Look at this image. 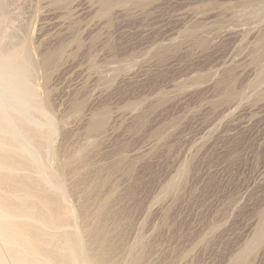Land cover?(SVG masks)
<instances>
[{
	"label": "rangeland",
	"instance_id": "rangeland-1",
	"mask_svg": "<svg viewBox=\"0 0 264 264\" xmlns=\"http://www.w3.org/2000/svg\"><path fill=\"white\" fill-rule=\"evenodd\" d=\"M5 3L0 45L27 42L53 119L42 156L68 162L85 239L105 201L109 264H264V0Z\"/></svg>",
	"mask_w": 264,
	"mask_h": 264
},
{
	"label": "bare ground",
	"instance_id": "bare-ground-1",
	"mask_svg": "<svg viewBox=\"0 0 264 264\" xmlns=\"http://www.w3.org/2000/svg\"><path fill=\"white\" fill-rule=\"evenodd\" d=\"M125 1L100 0V5ZM5 6L0 0V17ZM262 42L264 52V35ZM33 58L27 42L0 45V264H109L114 258L105 201L97 205L85 239L67 195L68 162L43 158L54 140L53 119L32 83ZM103 125L98 116L91 129ZM239 259L241 255L234 263ZM139 261L136 256L130 264Z\"/></svg>",
	"mask_w": 264,
	"mask_h": 264
}]
</instances>
